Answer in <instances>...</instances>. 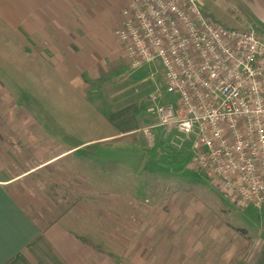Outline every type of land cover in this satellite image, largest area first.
<instances>
[{
	"label": "crops",
	"instance_id": "1",
	"mask_svg": "<svg viewBox=\"0 0 264 264\" xmlns=\"http://www.w3.org/2000/svg\"><path fill=\"white\" fill-rule=\"evenodd\" d=\"M128 2L0 0V264H139L132 243L140 244V252L154 253L152 258L158 251L161 258L165 254L143 264H264V241L253 249L248 230L230 220L227 208L215 203L211 208L216 210L207 213L198 201L191 210L185 194H165L166 188H181L183 180L180 174L169 180L163 162L157 163L165 167L160 187L147 175L138 179L141 168L148 172L143 166L165 157L134 147L136 138H145L141 127L154 120L137 113L128 93L132 85L123 78L126 60L113 34ZM256 16L250 18L253 26L264 29V18ZM25 93H34L36 108L54 116L27 120L24 97H30ZM76 107L92 115L69 114ZM50 124L76 142L47 150L43 139L56 142ZM154 131L160 144V130ZM103 142L111 147H101ZM72 154L80 156L73 163L83 165L76 172L72 164L61 163ZM74 181L88 189H117L100 194L96 203L99 213L107 202L119 204L112 225L101 224L84 206L57 212L55 194L48 189L71 188ZM145 186L150 192L139 195ZM156 186L160 211L153 203ZM219 191L225 195L220 186ZM124 235L131 238L123 249ZM204 240L206 254L198 259L197 243ZM181 252L191 254L181 258Z\"/></svg>",
	"mask_w": 264,
	"mask_h": 264
},
{
	"label": "built area",
	"instance_id": "2",
	"mask_svg": "<svg viewBox=\"0 0 264 264\" xmlns=\"http://www.w3.org/2000/svg\"><path fill=\"white\" fill-rule=\"evenodd\" d=\"M120 15L130 70L163 67L164 90L146 98L154 123L139 130L148 146L160 128L236 207L264 210V29L224 26L200 0H129Z\"/></svg>",
	"mask_w": 264,
	"mask_h": 264
},
{
	"label": "rangeland",
	"instance_id": "3",
	"mask_svg": "<svg viewBox=\"0 0 264 264\" xmlns=\"http://www.w3.org/2000/svg\"><path fill=\"white\" fill-rule=\"evenodd\" d=\"M200 5L205 13L209 14L214 20L218 21L219 23L227 27H235V28L255 27L253 26L254 23L250 18L256 17L257 19L256 14H260L264 18V0H200ZM125 60H126L125 64H127V71L123 73V78L126 83H131L132 85L129 88L128 93L131 94L132 96L133 103L137 108V113L141 118H145L146 120L148 118L152 119L150 118V116H148L145 113V107L147 104L146 98L151 92L154 91L155 88L161 91L164 90V81L162 77L163 67L160 62L155 60L151 63L144 64L142 67L136 70L131 71L129 68V61L126 57ZM142 78H144V80H142ZM25 95L31 98L30 99L24 97L25 111L26 114L29 115L27 117V120L31 121L33 119H40L42 117V121H45L43 117L54 116L52 113H47L44 109L39 110L36 108L35 103L32 101L33 99L32 97L34 96V93H25ZM86 111H88V109L82 107L80 108L76 107V109L75 108L68 109L69 114H72L74 116H79V115L87 116V114L92 115L91 113L86 114ZM102 113H104V111L101 112V114ZM26 123L29 124L28 121ZM50 125H51L50 126L51 135L52 133L55 132L54 133L55 136H53L52 139H56V142L52 140L50 144L49 140L47 141L43 139L42 140L43 146L47 150L56 152V148L59 147L66 148L68 146H71L74 142H76V140L63 137L56 130L53 129L52 124ZM139 136L143 137L141 135ZM157 139L158 138H156L155 140V145L152 147L148 146V142L145 140V138L135 139L134 142L135 148L144 151V153L146 151L148 153H151L150 151L157 150L159 153H161L160 156L165 157V160H161L162 158L159 157L158 158L159 160L157 159V162L155 161L153 166H149L150 164L143 166L145 167V169H147L148 172H146V170L143 171V168H141L142 170L141 171L139 170L138 172L139 180H143V178H145V176L147 175L149 176L150 179L154 180L155 185L158 183L159 186L161 181L165 179L164 168L168 167L167 169L170 172V175H168L169 180H177L176 178L180 177L183 180V184L181 182L180 185L178 184L179 186H181V188H175V189L166 188L165 194L168 195L172 191L185 194L188 201H190V204L193 206L191 210H194V205H195L194 203L198 201L202 203L205 207H207L205 208L206 209L205 211L207 213L216 210L215 208H211L215 205V203L216 206L221 205L222 207H225L229 210V212L231 213L230 220L233 221L236 226L239 227L242 226L246 230H248L249 234L251 235L250 243L254 244L252 246L253 249L255 247H258L260 243L261 244L263 243L264 232L261 233V230L264 227V218H262L263 214L261 213V211L250 206L243 208L244 209L243 210L241 208L236 207L235 204L233 205L230 202V200L219 191V184H216L215 182L211 181L204 174H202L200 171H198L192 166V164L189 162V153L186 150H184L183 153L177 152L173 148L167 146L165 139H161L162 141L160 142V144L157 143ZM108 142L101 143V147H107V148L111 147ZM125 147H128V145H125ZM186 148H188V144H186ZM113 154H115V152ZM138 154L141 156L140 152ZM140 156H138V159L141 160ZM107 157H109V155ZM110 157L113 158L114 155L112 156L110 155ZM79 158L80 156H76L75 154H72L70 157L64 159L61 163H63L64 165L72 164L69 165V168H74L75 169L74 171L76 172L82 169L83 167V165H76L75 163H73V161L79 160ZM160 161L165 164V167L157 164V163L162 164ZM159 169H162V171ZM177 174H180L179 177L177 176ZM43 175H45V178L43 177L44 179H46L45 181H48L50 177L49 174L44 173ZM73 185L74 187L70 188V187H66L64 184H60L59 186H55L53 188L48 189L50 190L51 194H55V198L58 202V203H54L57 207V212L58 210L65 209V207L68 206L70 207L72 206L75 209L76 207H78V205L84 206L85 210H89L88 214H90L91 217L94 216L96 220L97 219L100 220L101 224H105V226L107 227L109 225H112L113 218L115 217L114 211L115 209H117V207H119V204L115 205L113 201H111L110 203L106 201L108 205L105 206L106 208L104 207V205H102L101 208L102 212L99 213L97 212L98 204L96 203L98 197H100V194H104V195L114 194L115 191H117V189L83 188L82 186H80V183L78 181H74ZM173 185L176 187L177 183H174ZM133 190H137V189H133ZM150 190L151 189L149 186L139 188L138 189L139 195L145 196L146 192H150ZM153 191L155 194L153 203L155 204L156 207L159 208L160 211L163 208L162 200L157 199L156 195L161 194L160 193L161 188H158L156 186L154 187ZM216 194L218 196L217 198L214 197V195ZM123 209H126L125 205H123ZM76 215H80V212L76 211ZM129 216L130 213L127 214V217ZM123 230L124 233H126V229ZM130 238L131 237H129L128 235H124V237H121L122 239L121 245L122 246L125 245L123 249L126 248L127 242L129 245ZM137 238L138 240H140V237ZM197 244L200 245L198 246L197 253H194V256H196V258L199 259L200 254L202 256L206 254L205 250H207V246L209 243L208 240H204L202 243H197ZM132 245H134V247H138V252L134 253V256L137 257V261L139 264H143L147 260H152V259L154 260V262L159 261V259H165V254H163V257L161 258V254L159 251L156 253L157 256L152 258L151 254L153 255L154 253L140 252V244L132 243ZM186 251L188 250L186 249ZM251 253L252 252L250 251V254ZM126 254L129 255V253ZM190 254L191 253L189 252H184V254L182 252L180 253L181 258L182 257L187 258ZM124 256L125 253H122L120 257L123 258V260L126 259L127 262V257L124 258Z\"/></svg>",
	"mask_w": 264,
	"mask_h": 264
}]
</instances>
